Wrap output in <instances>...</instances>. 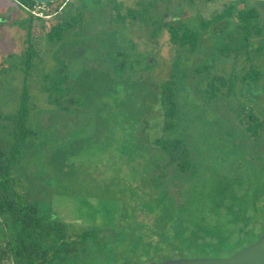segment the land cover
I'll use <instances>...</instances> for the list:
<instances>
[{"label":"rangeland","instance_id":"374dc122","mask_svg":"<svg viewBox=\"0 0 264 264\" xmlns=\"http://www.w3.org/2000/svg\"><path fill=\"white\" fill-rule=\"evenodd\" d=\"M229 2L237 5L70 0L73 28L51 39L46 29L58 15L40 27L14 0H0V146L7 150L14 139L12 122L2 116L18 113L24 88L25 126L33 131L11 174L25 197L55 213L68 234L96 231L52 264L194 258L189 249L168 246L176 240L162 233L195 229L196 222L210 226L214 237L230 236L232 245L239 236L262 234L264 0L239 2L257 9L256 30L235 15L217 18ZM116 3L122 13L134 8L135 19L115 22ZM173 20L199 32L195 48L169 42L166 26ZM251 69L261 77L243 80ZM170 79L173 112L161 102L167 93L161 86ZM102 226L109 229L99 232ZM140 227L157 233L139 235ZM139 237L147 241L145 253ZM233 248L203 257L240 249Z\"/></svg>","mask_w":264,"mask_h":264},{"label":"trees","instance_id":"16d2710c","mask_svg":"<svg viewBox=\"0 0 264 264\" xmlns=\"http://www.w3.org/2000/svg\"><path fill=\"white\" fill-rule=\"evenodd\" d=\"M17 5L24 9L29 18L38 19L40 27L44 26V19L32 15L30 9L36 3L33 0H14ZM236 1L237 5L233 2L226 3L223 6L221 13H218L217 18L232 16L243 23L244 26L252 27L256 30L258 11L254 6L246 7V5H239L240 0ZM243 0H241L242 2ZM70 0L62 1L58 6L53 7L52 3H46L52 9V16L58 15L56 22L51 24L47 31L49 38L61 39V35L64 31L73 28L70 21L71 10L69 9ZM123 7L122 3H116L112 6L113 16L115 22H126L127 19H135L137 12L134 8H126L125 12H121ZM31 24V22H30ZM169 42L176 46L190 45L191 48H195L198 43L199 32L191 30L186 23L180 20L170 21L166 26ZM258 29V28H257ZM33 52L32 46L27 49V61L25 62L27 68L31 66V55ZM261 72L255 69L246 71L242 76V79H259ZM171 79L162 84V88L167 91L163 93L161 102L163 105L173 112V94L171 91ZM169 105V106H168ZM168 109L165 111V116L169 118ZM29 114L28 94L23 89L21 96V103L19 111L14 116L4 115L3 119L11 121L12 127L10 129L11 135L14 138L12 142L8 144V149H4L0 146V264H52L54 259L62 252L73 249L70 247L77 242H83L87 239L95 237L96 231L93 229L85 230L82 233L68 234L64 223L52 211H43L37 203L28 200L25 197V191L20 186L19 180L15 179L11 174V168L13 164L18 160L21 150V145L24 140L33 134V131L25 126L26 119ZM170 122H166V125ZM161 140L156 139L155 143L160 144ZM164 146V145H162ZM170 153V152H169ZM169 161H174L175 158L172 153L169 155ZM180 172L185 171L184 165H178ZM182 174V173H181ZM156 206L155 209H158ZM139 222V221H137ZM140 223V222H139ZM179 223V222H178ZM177 223V224H178ZM175 225V224H174ZM183 225V224H182ZM107 226V225H105ZM105 226L99 228L109 229ZM178 226V225H177ZM198 228L189 229L188 231H178L174 235H170L169 232L162 233V238L173 237L172 239L178 241L182 238V243L175 244L169 242L168 246L179 251L194 252L192 257L208 256L206 253L224 252L227 249L241 250L247 245L253 243L258 237L254 239H245L244 236H239L236 243L229 244L231 241L230 236L217 233L218 238L214 237L211 233L210 226L205 227L202 223H195ZM139 233H144V236L149 233L151 236L156 234V230L152 229L144 230L140 227L137 230ZM202 231V234L200 233ZM239 231H243L239 229ZM264 232V231H263ZM262 232V233H263ZM140 233L139 235H142ZM160 232H158L159 234ZM261 235V234H260ZM105 239V236H103ZM176 237V238H175ZM147 243L144 239L139 237V241L136 243L139 248L145 253L148 247L147 245L143 249V245ZM223 243H226L227 248L223 247ZM179 245L181 248H179ZM159 247V243H158ZM156 246L155 249L158 248ZM146 248V249H145ZM149 248V247H148ZM186 248V249H184ZM154 249V250H155ZM229 250V251H230ZM237 250V251H239ZM235 251L234 253H236ZM201 253L197 255V253ZM232 252V251H231ZM228 254L227 257L234 254ZM184 256L179 254L178 257Z\"/></svg>","mask_w":264,"mask_h":264},{"label":"water","instance_id":"95a60500","mask_svg":"<svg viewBox=\"0 0 264 264\" xmlns=\"http://www.w3.org/2000/svg\"><path fill=\"white\" fill-rule=\"evenodd\" d=\"M33 1L46 4L56 0ZM147 264H264V232L253 243L228 257H178Z\"/></svg>","mask_w":264,"mask_h":264},{"label":"built area","instance_id":"2783aa9c","mask_svg":"<svg viewBox=\"0 0 264 264\" xmlns=\"http://www.w3.org/2000/svg\"><path fill=\"white\" fill-rule=\"evenodd\" d=\"M32 15L47 20L52 16V9L47 4L35 3L30 9Z\"/></svg>","mask_w":264,"mask_h":264}]
</instances>
